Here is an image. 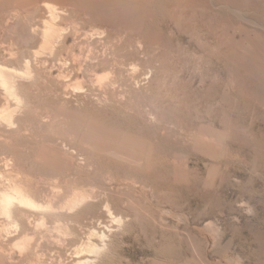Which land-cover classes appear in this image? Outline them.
<instances>
[{
	"label": "rangeland",
	"instance_id": "rangeland-1",
	"mask_svg": "<svg viewBox=\"0 0 264 264\" xmlns=\"http://www.w3.org/2000/svg\"><path fill=\"white\" fill-rule=\"evenodd\" d=\"M43 2L65 9L52 54ZM119 2L41 0L10 22L0 10V62L31 71L0 155L66 199L93 192L89 213L110 203L123 224L104 217L100 264H264V0H186L169 15L158 0ZM69 237L20 262L2 236L13 253L0 264H75Z\"/></svg>",
	"mask_w": 264,
	"mask_h": 264
},
{
	"label": "bare ground",
	"instance_id": "bare-ground-1",
	"mask_svg": "<svg viewBox=\"0 0 264 264\" xmlns=\"http://www.w3.org/2000/svg\"><path fill=\"white\" fill-rule=\"evenodd\" d=\"M40 1L41 0H0V10H5L4 13H5V16L7 17L6 22L9 19L19 20L23 9H26L27 7H30L31 9H33L34 7H36L40 3ZM100 1L104 2L105 4H107L113 8H119L121 6L119 0H100ZM185 2H186V0H158V5L162 9L163 15H169L171 13L170 9H169L170 6L179 7V6L184 5ZM40 7H43L47 10L46 11L48 14L47 17L49 19V21L44 22L45 26H44L43 32L41 34L42 46H41L40 52L41 51L44 52L46 50H48V52L49 51L55 52V50L53 51V49L56 48L55 44L58 41L57 38L59 37L60 31L55 26L54 20L59 19V16L63 15L64 12H62V11H65V9L64 10L61 9L62 10L61 11L60 8L57 6V4H54L51 2H43ZM188 8H189V6H188ZM173 9H175V8H173ZM69 10H70V8H69ZM77 10H78V8H77ZM220 11H222V10H220ZM41 20H47V19H41ZM9 22H10V20H9ZM44 23H43V25H44ZM29 25L30 24H28V26ZM14 27H16V26H14ZM30 30H32V27H31V29H29V31ZM76 33H77V31H76ZM32 34L34 35V32ZM24 35H25V33L23 34V36ZM89 35H90V33H89ZM158 37H159V34H158V30H156V29H149L148 32L146 33V38L149 41L157 40ZM56 39H57V41H56ZM26 41H25V44H26ZM21 42H19V43H21ZM1 47H3V46H1ZM112 50H113V48H112ZM40 52L38 50V52H35V54L33 56L38 57L36 55ZM51 52H49V53H51ZM51 54H50V56H51ZM39 56L41 57V55H39ZM35 59H37V58H35ZM28 61L23 62L26 64H25V69L22 72H19L15 68H11V67L0 62V90L2 89L3 90L2 93L5 94L6 97L11 99L12 104H14V108H11L9 106L0 108V127H1V125H4L6 127V129H12V128L15 129V127H16V122H15V116L17 115L16 113H19V112H17L18 109L20 108V110H21L22 109L21 107H23L25 105V98L20 91L21 87L19 88V80H20V78H21V80H22V78L23 79L29 78L31 75V71H30V67H29L30 62H28ZM40 62L42 63V61H40ZM42 65H43V63H42ZM65 65H66V63H65ZM63 66H64V64H63ZM61 68H62V65H61ZM136 69L137 68H135V70ZM36 73H38V72L36 71ZM36 77L32 76V78H34V79ZM29 80H31V79L29 78ZM31 83H32V81H31ZM32 84H34V82ZM32 84H30V85H32ZM102 85L104 86V84H102ZM102 85H100V87ZM79 89L81 90V88H79ZM8 98H7V100H8ZM104 98H105L104 100H107L106 97H104ZM7 100H6V102H7ZM26 100H27V98H26ZM101 100L104 101L103 98ZM104 102H106V101H104ZM7 103H5V104H7ZM24 108H25V106H24ZM132 111H134V110H132ZM142 113H143V111H142ZM4 134H1V135H4ZM6 136H9L8 133L5 135V137ZM148 136H150V135H148ZM0 138L2 139V137H0ZM2 140H4V139H2ZM6 141H4V142L1 141V142L3 144H6L5 143ZM64 150H65V148H64ZM0 166H2V168H3L2 171L0 170V238L3 236L5 238V241H8L10 243L9 245L12 246L13 244H11V243L15 242V243H17V245H19L21 247V249L23 251L25 250L24 253H26V254H22V258L20 259V262H25L24 260L27 259L28 256H30L32 254H38V252H40L39 250H41L44 243H46V245H48V244L50 245V243H52L51 245L57 243L56 245H54V248L63 243V247H64L65 242L64 241L61 242L60 239L55 240V241L51 240L52 242H50L49 239H51L54 234H56L57 236L65 237V238H67L69 236H74V237H77L79 239L77 244H75L76 247L74 248V254H73L74 255L73 259H75L74 261L76 262L75 264H100V262L103 260V258L105 256H107L108 254H110L108 252H109V243L111 245L110 236H111L112 230L107 226V224L104 220V217L105 216L109 217L110 219L113 220L112 223L116 222L117 225L123 224L122 218L118 217L114 213V211L111 209V207L109 206L110 203L106 204L103 207V210H101V212H99V213H89V211L87 210L88 209L87 207L92 206V205H90V203L93 204V202H91L93 199V196L91 194H94L93 192L90 194H87V193H84L83 191L80 192L78 190H77L78 192L77 191L74 192L75 191L74 190L73 194L69 198L66 199V198H64V196L61 194V192L59 190L58 191L55 190V187H53L55 185L51 184L50 179L41 178L37 181H33L32 179H29L28 177L23 176L22 172H19L16 170L17 168H15V163H14L12 157L11 158H9V157L0 158ZM63 198L66 200L62 201L61 199H63ZM94 202H95V198H94ZM83 210L84 211L87 210L88 212L86 211L87 213H85L83 216L79 217V214L84 212ZM10 229H13V231H10ZM108 233H109V235H108ZM31 236L33 237V240H35L34 236H36V238H37L35 245L32 247L30 246V242L32 240ZM20 238H21V240H20ZM65 238H62V239L64 240ZM18 240H19V242H18ZM109 240H110V242H109ZM48 242H50V243H48ZM10 247L4 248V246L3 247L0 246V262L3 259L6 260L5 258H7V257L10 259V257L12 256V253H13L12 247L11 248ZM59 248L61 249V247H59ZM66 248H68V247H66ZM48 255H50V254H48ZM31 258H32V256H31ZM39 259H40V257H39ZM27 260H26V262H27ZM53 260H54V258H53ZM29 263H30V261H29ZM37 263L39 264V263H41V261L39 260V262H36V264ZM25 264H27V263H25Z\"/></svg>",
	"mask_w": 264,
	"mask_h": 264
}]
</instances>
